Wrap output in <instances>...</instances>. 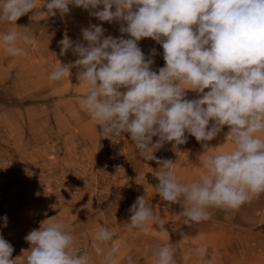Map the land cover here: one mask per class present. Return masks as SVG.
<instances>
[{
	"label": "clouds",
	"instance_id": "1",
	"mask_svg": "<svg viewBox=\"0 0 264 264\" xmlns=\"http://www.w3.org/2000/svg\"><path fill=\"white\" fill-rule=\"evenodd\" d=\"M42 6L38 0H0V22L16 25L29 13L63 20L73 6L100 22L117 23L127 34L106 35L102 24L91 22L81 29L82 40L65 32L58 42L60 55L70 51L76 59L56 64L49 80L61 81L77 69L79 84L86 86L81 107L103 138L126 133L138 156L156 161V192L183 208L185 224L210 219L212 208L238 210L264 193V138L259 135L264 133V0H44ZM144 38L163 49L165 65L158 71L152 68L156 49L146 56L138 46ZM21 44L35 45L36 39L11 29L0 34V47L11 56L27 55ZM189 91L196 98L189 99ZM225 126L232 149L204 155L206 171L198 179L181 183L174 162L154 155L167 143L177 151L188 136L206 153L207 142ZM129 212V228L147 233L151 225L169 235L144 196ZM54 217L25 236L30 249L24 264H93L92 254L77 245L72 226ZM3 221L7 227L6 215ZM113 237L112 230L97 227L91 250L99 264H117L118 248L108 246ZM13 251L0 235V264H15ZM197 251L207 261V250ZM149 252L153 264H175L171 242ZM128 264H134L131 257Z\"/></svg>",
	"mask_w": 264,
	"mask_h": 264
},
{
	"label": "rangeland",
	"instance_id": "2",
	"mask_svg": "<svg viewBox=\"0 0 264 264\" xmlns=\"http://www.w3.org/2000/svg\"><path fill=\"white\" fill-rule=\"evenodd\" d=\"M43 2L38 0V7ZM69 7L71 14L63 20L59 15L29 13L16 21L17 26L0 22V34L11 29L36 39L35 45L21 44L25 56H11L0 47V235L14 248L10 258L24 264V252L30 249L25 236L56 216L57 222L72 226L77 245L92 254L93 264H99L91 250L98 226L114 232L108 246L118 248L117 264H128L129 257L134 264H153L146 249L167 242L176 249L175 264H264V193L238 210L212 208L210 219L185 224L183 208L156 192L160 167L156 161L138 156L126 133L113 140L103 138L81 107L86 86L79 84L77 69L61 81L49 80L56 64L76 59L70 51L60 55L58 42L65 32L82 40L81 29L91 22L102 24L106 35L128 38L117 23L100 22L87 11ZM138 46L146 56L156 49L153 70L165 65L156 41L144 38ZM196 96L188 92L189 99ZM227 130L225 126L207 142L206 153L195 137L188 136L177 151L167 143L154 155L172 160L180 182L188 183L206 171L204 155L232 149V143L225 141ZM259 135L264 138V133ZM139 196L161 217L167 237L155 226L150 225L147 233L128 227L129 209ZM5 215L7 227H3ZM200 248L207 250V261L200 258Z\"/></svg>",
	"mask_w": 264,
	"mask_h": 264
}]
</instances>
